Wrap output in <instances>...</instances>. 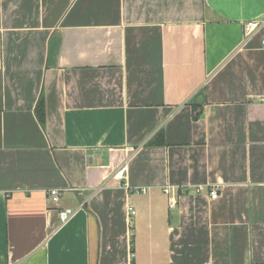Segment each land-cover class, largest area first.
Listing matches in <instances>:
<instances>
[{"label": "crops", "instance_id": "obj_1", "mask_svg": "<svg viewBox=\"0 0 264 264\" xmlns=\"http://www.w3.org/2000/svg\"><path fill=\"white\" fill-rule=\"evenodd\" d=\"M262 18L264 0H0V264H264V25L244 28Z\"/></svg>", "mask_w": 264, "mask_h": 264}, {"label": "built area", "instance_id": "obj_2", "mask_svg": "<svg viewBox=\"0 0 264 264\" xmlns=\"http://www.w3.org/2000/svg\"><path fill=\"white\" fill-rule=\"evenodd\" d=\"M264 25V18L260 19V21H255V20H250L247 21L244 24V28H245V33L248 35H252L256 30H258L259 28H261V26ZM264 43V41H263ZM123 173H124V169H122L120 172H118V174L116 175V177H123ZM72 190H79L76 187H72ZM171 189L170 187H167L164 189V193L168 195V193H170ZM141 192V191H140ZM142 192H146V190H142ZM63 194V189L61 188H54V189H48L46 191V195L48 197V199L50 201H52L53 203H55L56 206L60 205V200ZM218 189H212L210 191V197H212V199H216L218 198ZM171 206L174 207L176 206V200L172 199L171 201ZM74 210L71 208L68 209H63V210H59V217H61L62 222H67L70 218L71 215L73 214ZM132 213L134 214V211H132Z\"/></svg>", "mask_w": 264, "mask_h": 264}, {"label": "trees", "instance_id": "obj_3", "mask_svg": "<svg viewBox=\"0 0 264 264\" xmlns=\"http://www.w3.org/2000/svg\"><path fill=\"white\" fill-rule=\"evenodd\" d=\"M38 104H39L38 108H37L38 118H39V120H41L42 123H44L46 120H45V107L43 104L42 97L40 98ZM160 144H164V141L162 140V142H160Z\"/></svg>", "mask_w": 264, "mask_h": 264}]
</instances>
